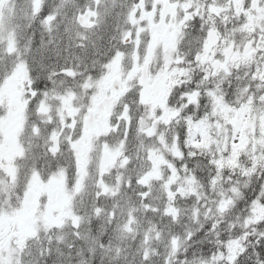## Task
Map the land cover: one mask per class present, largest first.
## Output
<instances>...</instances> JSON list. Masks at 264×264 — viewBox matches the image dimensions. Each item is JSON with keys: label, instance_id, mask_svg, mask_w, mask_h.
Wrapping results in <instances>:
<instances>
[{"label": "rangeland", "instance_id": "obj_1", "mask_svg": "<svg viewBox=\"0 0 264 264\" xmlns=\"http://www.w3.org/2000/svg\"><path fill=\"white\" fill-rule=\"evenodd\" d=\"M157 1L159 16L154 15ZM146 2L0 0V55L4 54L0 59L3 262L11 261L19 245L29 247L33 264H39L49 246H61L75 236L80 252L75 261L86 257L85 264L93 262L100 251L98 239L107 235L97 201V196L103 194V205L108 210L115 197L121 203L109 217L114 234L101 251L99 264H123L128 251L125 239L138 228L143 250L149 249L146 261L149 263L159 244L156 258L162 264L168 259L167 246L175 240L168 231L171 214L183 216L185 209L191 208L188 213L192 216L193 211L207 206L211 211L208 193H218L227 199V204L239 196L237 182L228 177L235 175L238 180L244 178L243 184H249L264 167V94L260 93L264 88V0H151L152 8ZM136 3L141 6L137 8ZM86 5L95 11L91 19L96 25L90 30L77 19ZM197 15L202 17L201 24L206 21V32L204 36L187 35L185 23ZM112 16L117 23L106 34L104 26H109L107 21ZM90 17L84 22L89 23ZM30 25L37 31L35 44L27 38ZM21 36L26 37L22 46L17 42ZM118 37L117 55L100 65V72L93 74L82 68L84 63L94 69L99 52L110 49L112 45L108 43ZM12 53L21 58L16 67L10 66L8 57ZM187 54L191 60L186 59ZM245 65L254 68L248 81L253 80L258 87L254 84L245 93L231 94L235 100H230L220 90L225 76L238 79ZM38 67L50 79L46 96L35 91L39 88L36 79L28 75ZM186 76L211 85L206 90L211 109L200 119L181 122L187 114L180 117L170 98L171 90L185 93L179 84L185 82ZM147 79L156 82L152 92L142 86ZM104 80L106 88L102 86ZM111 80H123L121 88L109 89ZM133 88L137 94L127 96ZM187 94L195 99L193 102L201 96L191 91ZM138 96L141 100L135 108L140 112L147 109L145 114H136L134 107L127 109ZM181 101L190 104L185 99ZM160 106L162 109H158ZM151 110L164 115L155 117ZM113 113L123 117L117 130L112 125L115 120L109 122L108 118ZM139 114L144 115L141 127L134 130ZM171 119L185 125L184 137L174 133L177 125L163 126ZM65 147L71 157L63 155ZM186 152L215 164L207 189H202L201 182L188 169L181 171L172 166ZM55 158L72 164L66 173L53 174ZM115 166L121 168L117 176ZM116 178L122 182L120 194H115ZM166 196L167 204L163 206ZM147 201L162 203L158 222L163 225L159 232L154 228L141 230L147 223L153 224L151 217H157V207L153 212L146 207L153 205H143ZM226 204H217L220 212L225 211ZM176 206L183 207L179 214ZM111 213L108 211L106 218ZM95 217L97 232L92 225ZM198 217L196 212L192 218ZM246 217V222L253 225L263 221L264 201H252ZM222 256L226 254L215 260H222ZM56 258L63 260L64 256L57 253Z\"/></svg>", "mask_w": 264, "mask_h": 264}, {"label": "trees", "instance_id": "obj_2", "mask_svg": "<svg viewBox=\"0 0 264 264\" xmlns=\"http://www.w3.org/2000/svg\"><path fill=\"white\" fill-rule=\"evenodd\" d=\"M79 3L81 4V2ZM200 19V17L197 18L198 21H200ZM104 29L112 30V28L108 26H104ZM28 40L32 41L33 44L36 43V39ZM20 46H22V44H20ZM9 62H12L10 64L11 67H16L19 60H9ZM225 78V85H228L227 83H231V79H229L228 75H226ZM37 84L39 85V89L45 90L51 86L49 80L43 79L42 77L37 78ZM206 85L208 86V84ZM230 89H232V87ZM205 107L209 109L208 101L207 104L205 102ZM189 153L186 152V156L182 158V160L186 162V165L180 163L177 167L180 168L181 171H183V169H188L192 175L197 178V181L201 182L202 189H207L210 178L214 175L216 166L214 163H209L206 158L200 155ZM171 157L178 161L176 156ZM114 171V176H117V174L121 172V168L119 166H115ZM228 178L237 182L236 190L239 193L237 198H231V200H229L226 204L227 199L223 198L218 193H208L206 199L210 204L211 211H208L209 207L207 206L205 210H200L198 208L193 211L195 214L192 216L188 213V211H192L191 208L185 209L186 213L183 216H174L173 214L170 215L168 225L169 237H171V240H177L178 245L172 246L169 244L167 246L166 249L168 259L162 264H264V217L262 218L263 221H260L255 225L250 222H246L247 211L252 201H264V167H261V169L258 170V172L250 180L249 184H243L244 178L238 180L235 175H230ZM227 183L231 185V182ZM115 184L116 194L121 191L122 182L116 178ZM99 188L103 191L100 186ZM99 193L101 194L100 190ZM102 195L100 197L97 196V201L103 212V224L107 227V235H102V237L98 239L101 244L99 247L100 251L96 253L97 257L95 260L88 264H99L101 251L106 249L105 247H107L114 234L112 232V227L110 226V221H108L109 217L114 214L119 206V203H121V201L115 197L113 199L112 208L110 209L112 210V213L108 216V218H106V213L110 210H108V207L103 205L104 202L102 201ZM190 196L194 197L193 195ZM131 199L134 200V198ZM167 199V196L162 199L163 206L167 204L165 203ZM219 202L226 204L224 212L219 211L217 206ZM143 203L144 202H142V204ZM162 203L147 201L143 204L153 205L152 207L146 206L150 207L153 212L154 208L157 207V210L155 211L157 217H151L153 218V224L151 225L150 223H147L143 229L141 228L143 232L150 228H154L156 232H159L160 228H162L163 224L160 223V221L158 222V216L161 215L160 210ZM178 204L179 203H177V205ZM182 210L183 207L181 208L176 206L175 208V212L177 214H179ZM196 212H198L199 217L194 219L192 217H196ZM96 219L97 217L94 218L92 224L94 232L98 231V228H96ZM139 231V228L136 229V231H132L128 234L127 239H125V241H128V243L124 242V245L128 246V251L126 260L123 264H160L156 258L158 255V248H160L159 244L157 246L155 245V253L149 263L146 261V259L149 258L148 254L146 255L149 249L146 251L143 250ZM39 236L42 238L41 234H39ZM236 241L241 242V246L239 250H236L235 253L237 256L233 260L229 254L233 247H237V243H235ZM49 247L50 249L45 250L43 253V262L39 264H82L85 262L86 257L84 259L81 257L80 261H75L76 257H79L80 253L78 239L76 236L68 243H63L61 246ZM57 253L63 254L64 259L58 260L56 258ZM222 253L226 254V256H222V260L220 261L215 260V258L222 255ZM32 257L33 256L31 255L29 247L21 246L20 248L19 245H16L14 256L11 261L3 262L0 257V264H26L28 261L33 264Z\"/></svg>", "mask_w": 264, "mask_h": 264}, {"label": "flooded vegetation", "instance_id": "obj_3", "mask_svg": "<svg viewBox=\"0 0 264 264\" xmlns=\"http://www.w3.org/2000/svg\"><path fill=\"white\" fill-rule=\"evenodd\" d=\"M87 61V60H86ZM125 82H127V81H125ZM134 83H135V81H133ZM128 83V82H127ZM185 84L187 83V81H185L184 82ZM123 84V80H119V81H110L109 82V84H108V88L109 89H111L112 87H115L117 90H119L120 88H121V85ZM102 86L103 87H107V83H106V80H104V83L102 84ZM136 86V85H135ZM142 86H144L145 87V89L148 91V92H152V90L156 87V82L155 81H152V80H149V79H147V81H145V83H144V85L142 84ZM171 92H172V97L170 98V102H172V98L176 95L175 94V91H173V90H171ZM193 92L194 93H196V90L194 89L193 90ZM204 92V90H201V93H203ZM132 94H137V92H136V88L134 89L133 88V90H131V92L127 95V96H130V95H132ZM142 97H145V94H144V96H142ZM139 100H141V97L140 96H138V98H136V101H135V103H133V104H130L129 106H128V108H133L134 106H135V104L139 101ZM173 107L172 108H174L176 111H177V113H184V114H186L187 113V110L184 108V106H181V105H179L178 103H174L173 105H172ZM136 107V106H135ZM134 107V108H135ZM159 108H161V106L160 107H158V109ZM193 110H192V112H188V114L186 115V116H184V117H187V116H189V114L190 115H195L196 114V112L199 110V108H200V105H199V103H194L193 104ZM139 111H140V108H137ZM151 113L152 114H154L155 116L157 115V113H158V111H155V110H151ZM108 118H109V122H110V119H112L113 120V117H110V116H108ZM67 127L65 126V128L64 129H66ZM100 128H101V126H100ZM100 128H99V130H100ZM70 129H71V127H70ZM71 130H73V129H71ZM71 145V143L70 142H68L67 144H66V146L67 147H69Z\"/></svg>", "mask_w": 264, "mask_h": 264}, {"label": "water", "instance_id": "obj_4", "mask_svg": "<svg viewBox=\"0 0 264 264\" xmlns=\"http://www.w3.org/2000/svg\"><path fill=\"white\" fill-rule=\"evenodd\" d=\"M84 15L89 16L90 15V11H86V13Z\"/></svg>", "mask_w": 264, "mask_h": 264}]
</instances>
